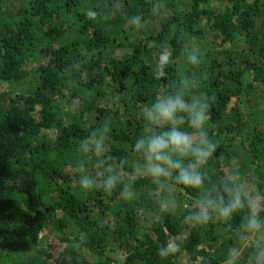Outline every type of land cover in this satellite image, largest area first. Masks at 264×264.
<instances>
[{
    "label": "trees",
    "instance_id": "obj_1",
    "mask_svg": "<svg viewBox=\"0 0 264 264\" xmlns=\"http://www.w3.org/2000/svg\"><path fill=\"white\" fill-rule=\"evenodd\" d=\"M155 2L125 0L113 15L110 0H0V264H225L233 248L251 264L264 247L253 234L240 239L246 207L203 227L184 220L225 180L264 195V0H161L153 18ZM136 14L150 21L139 30L129 24ZM162 45L173 58L157 80ZM186 48L199 50V66ZM195 74L215 96L208 129L219 147L194 191L138 174L132 149L142 108ZM93 131L105 136L100 156L80 146ZM80 164L98 184L111 164L112 195L82 190ZM167 242L181 251L162 259ZM73 244L79 252L58 255Z\"/></svg>",
    "mask_w": 264,
    "mask_h": 264
},
{
    "label": "clouds",
    "instance_id": "obj_2",
    "mask_svg": "<svg viewBox=\"0 0 264 264\" xmlns=\"http://www.w3.org/2000/svg\"><path fill=\"white\" fill-rule=\"evenodd\" d=\"M124 7L125 0H110L113 15ZM161 11V0H156L150 7V13L155 18ZM85 15L91 20L101 18V14L93 9L87 10ZM149 22L140 14L132 15L129 19L130 27L136 30ZM184 51L188 64L199 66L202 63L198 49L186 48ZM153 58L156 62L155 79L161 80L166 76L165 68L172 62V52L168 46L162 45ZM201 84L202 80L196 74L185 75L179 82L165 85L174 89L173 91L157 94L151 104L142 108V132L132 149L143 159V164L136 165L135 171L138 174L150 177L156 183L165 178H174L176 185L184 189L195 191L203 188L206 177L201 169L216 153L219 141L210 136L208 129L209 109L215 96L200 92ZM97 131L84 138L80 146L85 153L92 152L100 156L106 151L105 136L102 133L97 135ZM222 158L221 153L217 159ZM124 163L121 160L120 168H123ZM107 171L109 174L98 184L86 174L83 164L77 165L74 169V173L78 174L76 183L84 191H92L102 185L103 192L111 196L120 183V177L111 164ZM121 194L127 199L134 196L130 185H125ZM163 207L165 206H162V210ZM194 207L198 210L186 216L185 223L203 227L214 221L226 222L246 207L248 215L241 221L244 233L240 236L241 241L249 240L250 234L264 231V219L261 218V213L264 212V195L254 193L247 185L225 180L214 190L201 194L195 200ZM180 251L179 245L167 242L159 246L157 255L163 259L175 256ZM241 255V249H231L225 264H238ZM249 260L251 264H264V247H258L254 260L253 257Z\"/></svg>",
    "mask_w": 264,
    "mask_h": 264
},
{
    "label": "rangeland",
    "instance_id": "obj_3",
    "mask_svg": "<svg viewBox=\"0 0 264 264\" xmlns=\"http://www.w3.org/2000/svg\"><path fill=\"white\" fill-rule=\"evenodd\" d=\"M261 238H264V231L260 233H254L252 235V238L249 240V242H258V240ZM76 251L79 252L77 247L74 244L73 246L67 245L65 248L60 249V251L58 252V255L60 256L61 254H64L65 256H70V253H72L71 255H73Z\"/></svg>",
    "mask_w": 264,
    "mask_h": 264
}]
</instances>
